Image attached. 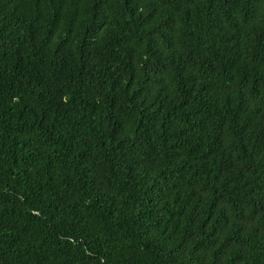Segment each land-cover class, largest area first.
Wrapping results in <instances>:
<instances>
[{
    "label": "trees",
    "instance_id": "obj_1",
    "mask_svg": "<svg viewBox=\"0 0 264 264\" xmlns=\"http://www.w3.org/2000/svg\"><path fill=\"white\" fill-rule=\"evenodd\" d=\"M0 264H264V0H0Z\"/></svg>",
    "mask_w": 264,
    "mask_h": 264
}]
</instances>
